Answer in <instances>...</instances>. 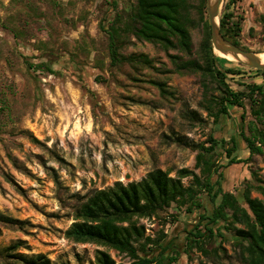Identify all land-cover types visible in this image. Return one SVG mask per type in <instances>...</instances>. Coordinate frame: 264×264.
Listing matches in <instances>:
<instances>
[{
	"label": "rangeland",
	"instance_id": "374dc122",
	"mask_svg": "<svg viewBox=\"0 0 264 264\" xmlns=\"http://www.w3.org/2000/svg\"><path fill=\"white\" fill-rule=\"evenodd\" d=\"M189 2L198 4V0ZM226 2L222 1L219 17ZM134 3L0 0V98L9 106L0 110V212L27 222L23 229L0 222V264H11L2 250L17 243L13 253L44 254L52 264H98L97 250L108 253L115 264H128L130 258L110 246L64 236L79 221L76 207L88 194L116 183L137 182L155 167L168 170L170 176L182 167L198 173L196 150L187 144L201 143L210 133L226 141L234 137L238 147L234 155L248 157L240 131L248 135L254 126L249 102L243 100L244 109L229 104V113L214 124L203 108V82L213 95L218 92L216 83L198 73L175 72L168 53L181 54L178 50L166 52L131 36L121 52L144 53L153 66L110 64L107 35L99 23L116 13L125 16ZM228 11L242 17L241 44L264 55V24L258 19L264 13V0H239ZM202 35L200 26L191 29L193 57ZM45 61L52 73L38 67ZM220 64L241 70L242 74L226 80L235 90L264 83V75L256 69L224 58ZM149 80L165 82L171 94L162 95ZM25 131L39 142L31 141ZM216 152L217 161L226 163L224 151ZM251 169L264 180V147L249 164L221 168L223 188L232 192L241 188ZM189 181L182 179L184 185ZM250 194L262 198L255 190ZM174 212L171 206L156 217L138 220L144 236L159 241L165 234L162 243L179 244L180 255L172 264H242L229 235L221 241L224 250L214 252L209 244L207 253L196 248L186 251L183 229L195 223L197 214L178 211L174 221Z\"/></svg>",
	"mask_w": 264,
	"mask_h": 264
},
{
	"label": "trees",
	"instance_id": "16d2710c",
	"mask_svg": "<svg viewBox=\"0 0 264 264\" xmlns=\"http://www.w3.org/2000/svg\"><path fill=\"white\" fill-rule=\"evenodd\" d=\"M237 1L227 0L225 3L219 17L220 33L234 45L250 51L239 39L242 17L228 11L229 6ZM192 9H195V16L192 15ZM258 19L264 24V13ZM99 26L107 35L112 66L124 63L134 67L153 66V60L144 53L121 52L130 42L131 36L158 45L166 52L178 50L181 54L168 53L175 72L198 73L204 80L216 83L218 92L213 95L208 93L209 87L203 82V108L212 122L216 124L222 115L229 113V104L244 109L243 100H247L254 126L249 127L248 135L244 130L240 131L249 152L245 159H238L234 155L238 149L234 137L226 141L210 133L201 143L187 144L196 150L194 166L199 170L198 173L182 167L175 176H170L168 170L155 167L137 182L127 185L116 183L111 188L92 191L76 207L75 219L79 221H74L64 231V236L77 242L110 246L127 255L130 258L128 264H172L180 255L179 244L162 243L165 234L159 241L144 236L143 226L138 224V220L156 217L173 206L175 212L171 213V217L174 221L177 220L178 211L197 214L195 223L183 229L182 245L186 251L196 248L207 253L209 244L214 252L218 248L224 250L221 241L227 240L226 235H229L239 251L242 264H264V180L251 169L250 177L243 181L242 187L232 192L223 188L220 171L232 164H249L250 158L264 147V83H241L245 87L236 90L228 84V76L240 75L242 72L238 68L222 66V58L214 55L205 0H198L195 6L189 0H135L125 16L116 13L111 20H101ZM197 26L201 27L203 35L193 57L191 29ZM27 64L29 68L34 67L32 63ZM38 67L53 72L46 61L40 62ZM256 71L264 75L263 70ZM149 82L162 95L171 94L165 82ZM8 108V104L0 98V110ZM244 114L245 111L241 113L242 121ZM25 134L31 141L39 142L28 132L25 131ZM218 148L227 157L224 164L216 159ZM7 156L17 167L10 153ZM57 158L62 160L61 157ZM50 170L54 182L59 184L57 173L53 168ZM4 177L13 183L9 175L4 174ZM186 177L190 181L184 185L182 179ZM17 189L23 192L20 187ZM252 190L257 191L262 198L252 197ZM0 222L17 229H23L27 223L1 212ZM18 245H10L2 250L3 256L11 259V264H52L44 254L27 257L13 253ZM95 258L98 264H115L105 251L97 250Z\"/></svg>",
	"mask_w": 264,
	"mask_h": 264
},
{
	"label": "water",
	"instance_id": "95a60500",
	"mask_svg": "<svg viewBox=\"0 0 264 264\" xmlns=\"http://www.w3.org/2000/svg\"><path fill=\"white\" fill-rule=\"evenodd\" d=\"M223 0H205L206 14L210 29V42L214 55L224 58L228 61H236L242 63L253 69H260L264 71V62L260 58V53L243 50L234 45L230 41L223 38L219 27V13ZM229 55L232 60L227 59L223 55Z\"/></svg>",
	"mask_w": 264,
	"mask_h": 264
},
{
	"label": "bare ground",
	"instance_id": "6f19581e",
	"mask_svg": "<svg viewBox=\"0 0 264 264\" xmlns=\"http://www.w3.org/2000/svg\"><path fill=\"white\" fill-rule=\"evenodd\" d=\"M260 54H262V53H260ZM221 55H223V54H221ZM223 56L226 57V58L229 59V60H232V57L229 56V55H223ZM260 58H261L262 62H264V55H260ZM233 62H234V61H233Z\"/></svg>",
	"mask_w": 264,
	"mask_h": 264
}]
</instances>
